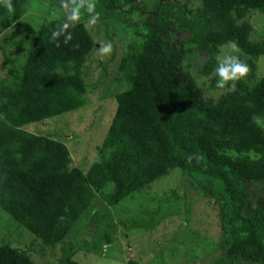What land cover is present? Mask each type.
I'll return each mask as SVG.
<instances>
[{
	"label": "trees",
	"instance_id": "trees-1",
	"mask_svg": "<svg viewBox=\"0 0 264 264\" xmlns=\"http://www.w3.org/2000/svg\"><path fill=\"white\" fill-rule=\"evenodd\" d=\"M27 1L11 0L9 12L0 0V32L9 24L18 31ZM138 1L95 0V13L113 16L128 36L124 49L110 52L103 62L112 69L102 82L112 80L116 88L107 94L116 106L97 157L86 168L71 164L63 135L24 126L87 103L93 84L85 79L84 63L99 40L81 20L68 23L50 15L26 36L17 62L0 47L6 68L0 76V215L31 235L22 247L1 242L0 264H37L36 243L44 255L59 246V264H80L74 254L99 252L117 239L118 224L122 236L146 232L160 218L178 213V203L171 208L160 198L150 209L135 201L119 223L111 208L173 171L213 181L221 229L214 239L201 237L215 251L209 252V264H264V128L255 123L264 121V75L256 73L264 36L251 37L249 19L251 11L264 16V0H198L195 5L156 0L147 9L137 7ZM65 24L67 31L54 41L52 32ZM171 31L184 35L171 40ZM231 41L238 43L250 72L218 96H205L190 69L193 62L185 60L195 55L197 75H210V86L218 88L216 58L220 46ZM186 189L184 216L190 221ZM189 229L184 237L191 244L185 238L180 244L193 245ZM158 258L159 251L146 264ZM125 262L139 264L132 256Z\"/></svg>",
	"mask_w": 264,
	"mask_h": 264
},
{
	"label": "rangeland",
	"instance_id": "rangeland-1",
	"mask_svg": "<svg viewBox=\"0 0 264 264\" xmlns=\"http://www.w3.org/2000/svg\"><path fill=\"white\" fill-rule=\"evenodd\" d=\"M151 1V2H150ZM156 0H139L138 6H143L144 9L155 5ZM178 3L182 0H174ZM198 0H190L191 4H197ZM150 2V3H149ZM125 8V7H123ZM57 16L61 20L71 23L81 20L86 28L90 31L95 40H99L91 51L89 57L84 63L85 79L93 84V88L87 95V103L76 110L66 112L65 114L38 121L24 126L26 129L39 133L50 134L54 137L64 136L65 144L70 151L71 164L79 165L83 168L97 157L98 147L109 121L113 115L116 102L110 91L113 92L116 88L111 84L112 80L102 82L103 77L111 72V68L104 67L103 62L106 61L108 54H104L101 48L104 44L110 43L112 46L111 52L117 53L124 49L126 45L127 32L122 28H118L113 16L98 17L94 25L89 24L93 14H89L86 10L81 9L79 19L70 20L69 12L65 8V0H28L25 5V10L20 17V27L17 32L11 24L5 26L0 32V47L3 48L10 58L15 62L23 54L26 47L27 35L36 30L37 23L45 16ZM137 18L136 14L132 17ZM249 19L253 24L251 37L254 39L264 36V16L257 11H251ZM107 22L109 27L106 35L104 22ZM183 32L171 31L169 37L171 40L176 37L182 38ZM103 39L107 40L104 42ZM229 44L220 46L218 56H222L230 51ZM0 48V76L6 75V68L3 66V56ZM200 55V54H199ZM195 55H189L185 62L192 61L190 67L195 75V80L204 91L205 96L216 97L221 91V88H212L210 86L209 76H198V63ZM100 61V62H99ZM14 62V64H16ZM258 76L264 75V54L257 59ZM216 74V73H214ZM112 89V90H111ZM62 138V137H59ZM213 181L210 179H199L194 175L183 176L178 171H173L168 175L160 178L150 184L146 189L140 192H135L134 198L124 202V205L118 204L116 208H111L113 219L117 223L120 218L128 217L135 201L141 200L151 209L157 206L159 199L166 201L172 208L177 202L179 205L178 213H172L171 216L160 218V221L144 231L129 230L131 233H120V225L118 224L117 239L111 243H105L99 252L77 251L74 254V259L80 264H126L125 259L134 257L139 264H146L149 257L159 251V258L152 264H209L212 257L210 254H215L211 251L212 247L202 244L201 237L205 234L214 239L218 236L221 229L220 218L218 213L221 208L218 205L217 199L213 194ZM187 188V189H186ZM185 189L191 197V218L186 221L184 216L185 207ZM146 195L153 196L154 199H146ZM134 199V200H133ZM157 199V200H156ZM205 209V210H203ZM185 220H184V219ZM189 229L190 237L184 234ZM193 230L200 233L194 234ZM138 236L135 240H130V237ZM186 239L188 243L180 244V239ZM31 240V235L25 230L17 229L15 223H10L7 217L0 215V243L9 242L11 245L22 247L24 243ZM191 244V243H189ZM195 244V245H194ZM32 259L37 264H59L57 258L60 255L59 246L55 250H49L48 255L43 254L37 243L33 244ZM210 252V254H209Z\"/></svg>",
	"mask_w": 264,
	"mask_h": 264
},
{
	"label": "clouds",
	"instance_id": "clouds-1",
	"mask_svg": "<svg viewBox=\"0 0 264 264\" xmlns=\"http://www.w3.org/2000/svg\"><path fill=\"white\" fill-rule=\"evenodd\" d=\"M3 5L9 12L13 11V5L11 0H2ZM65 8L69 12L70 20L79 19L80 10L84 9L89 14L95 13L96 3L95 0H65ZM99 17L98 13L92 15L89 24L94 25ZM69 25L65 24L58 30L52 32V39L55 41L61 35H63ZM71 39V35L65 36V43ZM229 52H226L222 56H217V66L215 68L216 75L218 76L217 87L223 89L229 82L238 81L248 75L250 68L248 64L240 58V48L236 41L229 42ZM112 46L110 43H106L102 46L101 51L104 54L110 53ZM232 88H235V84L232 83ZM257 126L264 128V121L260 118L255 120ZM191 159V158H190ZM128 258V257H127Z\"/></svg>",
	"mask_w": 264,
	"mask_h": 264
}]
</instances>
